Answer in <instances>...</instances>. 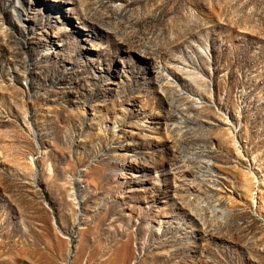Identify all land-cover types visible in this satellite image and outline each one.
Segmentation results:
<instances>
[{
    "label": "rangeland",
    "instance_id": "obj_1",
    "mask_svg": "<svg viewBox=\"0 0 264 264\" xmlns=\"http://www.w3.org/2000/svg\"><path fill=\"white\" fill-rule=\"evenodd\" d=\"M0 264H264V0H0Z\"/></svg>",
    "mask_w": 264,
    "mask_h": 264
}]
</instances>
